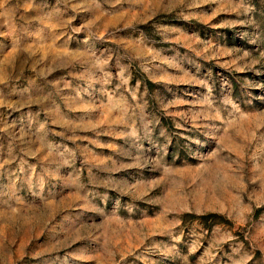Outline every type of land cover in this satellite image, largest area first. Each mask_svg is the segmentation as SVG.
<instances>
[{
	"label": "rangeland",
	"instance_id": "374dc122",
	"mask_svg": "<svg viewBox=\"0 0 264 264\" xmlns=\"http://www.w3.org/2000/svg\"><path fill=\"white\" fill-rule=\"evenodd\" d=\"M0 264H264V0H0Z\"/></svg>",
	"mask_w": 264,
	"mask_h": 264
}]
</instances>
